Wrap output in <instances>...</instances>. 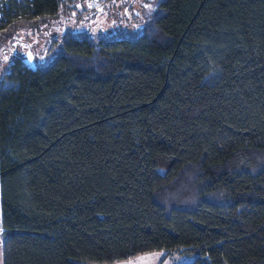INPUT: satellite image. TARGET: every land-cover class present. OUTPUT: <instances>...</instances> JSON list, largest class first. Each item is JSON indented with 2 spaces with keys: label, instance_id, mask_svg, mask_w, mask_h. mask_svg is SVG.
<instances>
[{
  "label": "trees",
  "instance_id": "obj_1",
  "mask_svg": "<svg viewBox=\"0 0 264 264\" xmlns=\"http://www.w3.org/2000/svg\"><path fill=\"white\" fill-rule=\"evenodd\" d=\"M76 2L0 0V39ZM28 56L0 78V264H264V0H160Z\"/></svg>",
  "mask_w": 264,
  "mask_h": 264
},
{
  "label": "rangeland",
  "instance_id": "obj_2",
  "mask_svg": "<svg viewBox=\"0 0 264 264\" xmlns=\"http://www.w3.org/2000/svg\"><path fill=\"white\" fill-rule=\"evenodd\" d=\"M160 0H107L103 5H89L86 0H77L76 11L67 12L58 20H51L34 28H22L12 36L0 39V78L8 71L11 63L20 55H29L28 63L34 66L33 57L44 62V53L51 46L53 38L60 37L67 29L91 35L135 36L143 31L149 18L155 13ZM59 52L48 53L54 59ZM41 54V56H38ZM43 54V58H42ZM1 224V205H0ZM2 227L0 225V244ZM194 260L187 256L167 251H155L137 256L134 259L113 264H183Z\"/></svg>",
  "mask_w": 264,
  "mask_h": 264
},
{
  "label": "built area",
  "instance_id": "obj_3",
  "mask_svg": "<svg viewBox=\"0 0 264 264\" xmlns=\"http://www.w3.org/2000/svg\"><path fill=\"white\" fill-rule=\"evenodd\" d=\"M89 5L97 6L99 5L100 0H86Z\"/></svg>",
  "mask_w": 264,
  "mask_h": 264
}]
</instances>
